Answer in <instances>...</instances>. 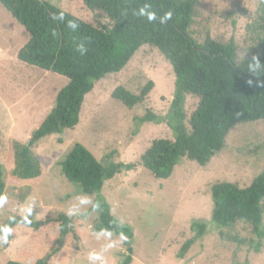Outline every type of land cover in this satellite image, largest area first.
Instances as JSON below:
<instances>
[{"label": "rangeland", "instance_id": "374dc122", "mask_svg": "<svg viewBox=\"0 0 264 264\" xmlns=\"http://www.w3.org/2000/svg\"><path fill=\"white\" fill-rule=\"evenodd\" d=\"M41 1L98 29L111 27L104 13L89 11L82 0ZM263 1L196 0L189 34L197 44H202L207 34L220 44L233 41L238 63L251 60L260 52L252 29ZM28 39L29 35L0 4V163L6 185L3 195L6 199L0 204V224L10 215L40 221L64 214L71 219L73 230L48 264H88L87 257L92 252L104 256L105 264H120L124 242L114 235L106 237L91 232L97 212L92 210V204L81 205L79 198L93 202L94 197L83 196L69 184L58 166L79 143L104 166L110 162L135 165L133 171L106 181L101 192L112 216L133 229L132 264H264V237L257 240L251 227L244 223L219 228L212 221L210 193L212 185L222 182L246 188L263 171L264 119L237 124L206 166L182 159L169 179H156L140 165V156L152 141L172 140L173 135L164 123L139 126L136 119L147 111L166 116L174 91V74L152 46L144 45L121 72L95 83L85 97L78 126L62 135L44 138L32 148L40 162L39 178L15 179L11 174L13 144L29 141L31 133L52 109L57 93L67 85V79L61 76L17 61L15 53ZM148 82L153 83L152 90L132 109L111 98L118 87L138 95ZM197 104L195 96L186 97L188 130ZM69 208L76 215L68 216ZM262 209L264 231V202ZM192 222L203 223L206 233L179 259V249L194 236ZM42 240L43 234L34 233L31 228H14L7 243L0 238V264H6L22 248L46 254ZM110 243L116 246L108 249ZM259 243L260 251L256 252Z\"/></svg>", "mask_w": 264, "mask_h": 264}, {"label": "trees", "instance_id": "16d2710c", "mask_svg": "<svg viewBox=\"0 0 264 264\" xmlns=\"http://www.w3.org/2000/svg\"><path fill=\"white\" fill-rule=\"evenodd\" d=\"M91 11H100L111 22V27L98 29L79 20L68 12L41 0H0L6 12L29 35L28 41L15 53L17 61L30 68L51 72L67 79V85L56 95L54 105L39 127L31 133L25 144H13V169L11 174L18 181H31L40 177V162L32 148L42 139L62 135L65 130L78 126L85 97L95 83L108 75L121 72L136 52L144 45L155 48L170 65L174 74V91L166 116L160 117L147 111L136 119L137 124L164 123L173 135L172 140L156 139L140 156V165L156 179H169L182 159L206 166L219 152L228 132L237 124L264 119V86H257V77L248 71L251 60L238 63L233 41L220 44L207 34L202 44H197L189 34L196 0H82ZM150 4L158 15L155 22L134 15L144 4ZM63 11L67 20L80 24L77 32L67 28L65 22H54L51 14ZM166 11L173 16L165 24L159 17ZM56 30L57 37L52 36ZM264 64V1L260 3L258 18L252 29ZM88 41V52L80 56L74 40ZM253 84L248 85L247 81ZM264 85V74L259 77ZM153 83L148 82L138 95L122 87L116 88L111 98L132 109L148 96ZM192 95L198 104L185 126V101ZM264 148V143H263ZM65 180L76 187L83 196L94 197L99 202L97 219L91 226L93 234L111 231L117 238L127 237L125 252L120 264L133 263L132 241L134 232L128 224H120L111 214L110 207L101 195L104 183L123 172L133 171L132 163L102 165L81 144H75L58 163ZM4 167L0 163V197L5 192ZM213 199L212 221L219 228L236 223L251 227L252 235L260 240L264 202V169L250 186L240 189L235 184L222 182L211 186ZM92 210L93 207L91 206ZM20 226L43 234L46 254L34 253L29 248L19 249L6 264H48L60 252L63 240L72 232V222L64 214L56 218L33 221L10 215L0 224V238ZM194 236L178 251L183 259L190 248L206 233L201 222H192ZM5 230H10L7 233ZM260 243L255 248L260 251Z\"/></svg>", "mask_w": 264, "mask_h": 264}, {"label": "clouds", "instance_id": "9594fccd", "mask_svg": "<svg viewBox=\"0 0 264 264\" xmlns=\"http://www.w3.org/2000/svg\"><path fill=\"white\" fill-rule=\"evenodd\" d=\"M134 15H136L140 18H146L149 23L155 22L158 19L157 13L155 11H153L151 8V5L147 4V3H145L143 7H140L138 9V11L134 12ZM172 16H173L172 11H166L163 14V16L159 17V22L161 24H165L172 19ZM51 19L54 22H65L66 16H65V13L63 11H61L58 13L51 14ZM66 24H67V28L70 29L73 33L77 32L80 28V24L75 19L67 20ZM52 36L53 37L58 36V33L56 32L55 29L52 31ZM74 44H75L74 50L80 56H84L87 54V52H88V46H87L88 41L87 40L76 39V40H74ZM248 71L258 78L257 79V86H264L261 84V82L259 80V77L262 74H264V64L261 63L260 58L258 56L252 57L251 63L248 64ZM247 83L249 86H251L253 84V81L248 80ZM5 199H6L5 197H0V204H3ZM79 203L81 205H87V204H92V201L86 197H83V198H79ZM92 207L94 210L100 209L99 202L92 204ZM67 215L71 217V216L76 215V212L73 208H69L67 210ZM8 231H10V230H5L6 233ZM102 233L106 237H111L113 235V233L111 231H108L106 229H103ZM3 239H4V242L7 243V235H5ZM119 241L120 242H126L127 237L124 236L123 234H121L119 237ZM117 243L118 242H116V244ZM116 244L110 243L107 245V248L112 249L113 247L116 246ZM87 259H88V264H98V262H99V264H105V257L98 254V253H95V252L89 253Z\"/></svg>", "mask_w": 264, "mask_h": 264}]
</instances>
